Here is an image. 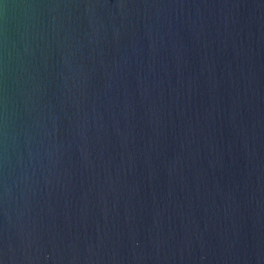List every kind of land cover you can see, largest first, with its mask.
I'll use <instances>...</instances> for the list:
<instances>
[{"label":"water","instance_id":"water-1","mask_svg":"<svg viewBox=\"0 0 264 264\" xmlns=\"http://www.w3.org/2000/svg\"><path fill=\"white\" fill-rule=\"evenodd\" d=\"M0 264H264V0H0Z\"/></svg>","mask_w":264,"mask_h":264}]
</instances>
